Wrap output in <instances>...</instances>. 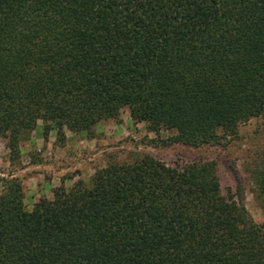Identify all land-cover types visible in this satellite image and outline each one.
Returning <instances> with one entry per match:
<instances>
[{
    "label": "trees",
    "instance_id": "1",
    "mask_svg": "<svg viewBox=\"0 0 264 264\" xmlns=\"http://www.w3.org/2000/svg\"><path fill=\"white\" fill-rule=\"evenodd\" d=\"M126 108L168 144H219L264 115V0H0V138L39 121L63 145ZM264 209V160L252 173ZM0 264H264V220L213 160L150 154L60 185L31 209L0 191Z\"/></svg>",
    "mask_w": 264,
    "mask_h": 264
},
{
    "label": "rangeland",
    "instance_id": "2",
    "mask_svg": "<svg viewBox=\"0 0 264 264\" xmlns=\"http://www.w3.org/2000/svg\"><path fill=\"white\" fill-rule=\"evenodd\" d=\"M65 133L66 141L59 145L55 133L39 121L28 139L20 142L16 158L6 139L0 138V191L6 181L17 178L22 185L23 203L31 209L40 198L51 199L56 187L88 181L96 170L112 161L130 162L144 153L170 166L213 160L222 192L240 201L253 221L264 220V209L252 184V173L264 160V115L241 124L235 136L219 144L195 148L168 144L166 139L175 134L174 130L161 128L155 133L144 122L133 121L126 108L118 120L102 121L89 134Z\"/></svg>",
    "mask_w": 264,
    "mask_h": 264
}]
</instances>
